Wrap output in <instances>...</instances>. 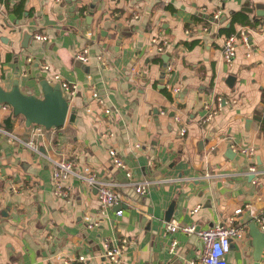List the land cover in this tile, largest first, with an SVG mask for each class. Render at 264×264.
<instances>
[{"label":"crops","instance_id":"obj_1","mask_svg":"<svg viewBox=\"0 0 264 264\" xmlns=\"http://www.w3.org/2000/svg\"><path fill=\"white\" fill-rule=\"evenodd\" d=\"M240 29L249 50L238 43L227 65L223 41ZM152 39L167 42L163 53ZM84 48L87 64L75 58ZM54 73L78 86L62 128L38 136L0 106V264H112L106 245L122 246L123 264H189L201 241L167 225L207 229L240 208L245 235L226 262L255 264L247 228L264 210V0H0V86L41 98L40 80ZM61 160L93 172L118 205L100 216L97 189L74 176L62 183L66 197L54 195ZM171 203L176 215L164 222ZM85 215L98 226L87 229Z\"/></svg>","mask_w":264,"mask_h":264},{"label":"built area","instance_id":"obj_2","mask_svg":"<svg viewBox=\"0 0 264 264\" xmlns=\"http://www.w3.org/2000/svg\"><path fill=\"white\" fill-rule=\"evenodd\" d=\"M56 2H59L60 0H55ZM220 16L219 12H216L214 15V19H218ZM86 36L89 38L91 37V33L87 32ZM34 39L38 41H44L46 40V37L43 35H34ZM153 48H155V52L160 54L163 53L164 47L167 45V42L165 40H158V39H152L151 40ZM238 43H240L243 47L249 50V38L247 35V31L244 29H240L237 35H230L226 37L222 44V57L224 62L227 65H231L235 53L236 48L238 46ZM248 56V54L246 55ZM76 60L87 64L89 60V51L88 48L82 49L77 55ZM97 60L100 62V64L103 66L105 61L97 57ZM28 61H30L28 59ZM43 69L46 71H49V66L44 65ZM51 83L58 84L60 86V89L63 93V95L67 98L68 104L70 106L71 99L76 95V92L78 90V86L75 83L66 82L63 80L58 74L54 73L52 76ZM92 97L96 99L99 103H102V100H99V96L96 92H92ZM89 112V110H87ZM106 113H109L108 110L105 111ZM210 116H208V119ZM177 120V118H175ZM45 130L41 126H37L36 128V135L40 136L44 133ZM185 132L184 129L180 130V135H183ZM6 136L9 137L10 140L15 139L16 137L11 135L8 132L2 131ZM23 144L29 146L34 151H37V149L33 146H31L30 143H24ZM244 154H247L251 156L253 154V149H243L241 151ZM108 156L111 160V162L118 167L119 169L126 170V166L124 163L120 160L118 154L112 150H108ZM54 169L52 171V182H53V193L57 197H66L67 192L65 188L63 187V181L66 180L70 176H74L83 183H85L89 187H95L97 189V199L99 204V214L100 216H103L105 214V211L108 207L113 205H118V197L115 194L113 190L107 185L97 180L95 174L91 172L90 170H84L81 173L76 172L72 168V164L68 161H55L53 162ZM250 173H255V169L251 167L249 169ZM126 177L128 179L131 178V172H126ZM150 181H142L138 184H136V187L134 188V191L137 195H145L148 192V187L150 185ZM199 207H196L192 212H196ZM242 213V209H236L234 211V217H231L228 219L225 224H216L215 226L209 227L207 229H198L195 226H183L180 227L176 223L171 222L167 225V230L169 232H175L176 230H180L182 233L186 235H197L198 239L202 243V253L199 258H197L195 261H191L189 264H227L226 262V255L230 251V245L233 240H240L245 235V227L243 225H240L236 222L235 216ZM122 214L121 210H118L116 212V215L120 216ZM84 224L87 229H92L94 227L98 226L97 221H92L89 215H85L83 217ZM261 232H264V210L260 211L257 215H254L251 220ZM175 243L172 244L170 250L172 251L174 249ZM121 251L122 246L117 247H109L106 245V249L104 252L103 257L108 259L112 264H123L121 259ZM58 258V257H57ZM80 260L82 257L79 258Z\"/></svg>","mask_w":264,"mask_h":264},{"label":"water","instance_id":"obj_3","mask_svg":"<svg viewBox=\"0 0 264 264\" xmlns=\"http://www.w3.org/2000/svg\"><path fill=\"white\" fill-rule=\"evenodd\" d=\"M29 41L30 35L25 33L22 38V48H27ZM39 85L41 98L22 94L15 82L9 91L0 86V106L7 105L14 115L23 116L27 127L36 125L47 131L62 128L67 119L72 118L74 110L70 109L67 98L63 95L58 84H53L42 78ZM174 215H176L174 203H171L165 211L164 222H169ZM247 236L251 239L252 256L257 264L264 249V232H261L251 221L247 228Z\"/></svg>","mask_w":264,"mask_h":264}]
</instances>
